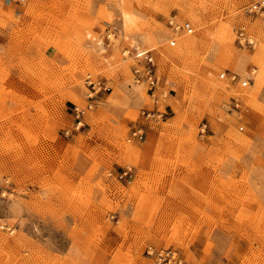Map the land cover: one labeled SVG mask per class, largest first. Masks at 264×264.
Masks as SVG:
<instances>
[{
  "label": "rangeland",
  "instance_id": "rangeland-1",
  "mask_svg": "<svg viewBox=\"0 0 264 264\" xmlns=\"http://www.w3.org/2000/svg\"><path fill=\"white\" fill-rule=\"evenodd\" d=\"M252 1L21 0L0 41V264H157L149 248L264 264V17ZM138 52L152 55L156 99L135 79ZM91 81L109 90L75 130Z\"/></svg>",
  "mask_w": 264,
  "mask_h": 264
},
{
  "label": "built area",
  "instance_id": "built-area-1",
  "mask_svg": "<svg viewBox=\"0 0 264 264\" xmlns=\"http://www.w3.org/2000/svg\"><path fill=\"white\" fill-rule=\"evenodd\" d=\"M249 14L260 15L264 17V0H253L249 6L246 8ZM170 27L173 32H184L186 34H191L193 32V27L191 23L184 22L178 24L174 21L169 22ZM238 41L241 45L247 43L251 44L247 40V35L244 31H240L238 34ZM173 42V43H172ZM175 41H171V45H174ZM141 55L142 59L137 62V67L134 68L135 79L138 83L145 84L148 88V92L153 99H156V90L159 84V80L156 76L154 62L152 61V55L149 52H143ZM138 55V54H137ZM137 57V56H136ZM138 58V57H137ZM103 90H109L101 82H89L88 92L86 94L87 104L85 107L75 105L73 107L74 115V129L80 130L84 127V117L88 110L94 107L96 99ZM155 115L154 112H147V118ZM69 134V133H67ZM145 131L143 127L137 128L130 134V139H143ZM132 170L127 168L124 170L122 177L131 178ZM147 254L155 259L157 264H187L179 253L174 249H158L149 248Z\"/></svg>",
  "mask_w": 264,
  "mask_h": 264
},
{
  "label": "crops",
  "instance_id": "crops-1",
  "mask_svg": "<svg viewBox=\"0 0 264 264\" xmlns=\"http://www.w3.org/2000/svg\"><path fill=\"white\" fill-rule=\"evenodd\" d=\"M22 3L21 0H0V41L3 40L4 35L9 33V27L12 24L8 14H14L16 18L22 15Z\"/></svg>",
  "mask_w": 264,
  "mask_h": 264
},
{
  "label": "bare ground",
  "instance_id": "bare-ground-1",
  "mask_svg": "<svg viewBox=\"0 0 264 264\" xmlns=\"http://www.w3.org/2000/svg\"><path fill=\"white\" fill-rule=\"evenodd\" d=\"M125 21H126V23H130V21H131V17H130L128 14L125 15ZM137 54H138V55H137ZM142 54H144V53H142V52H138V53H136V56H137L138 58H139V57L142 58V57H141ZM136 56H135V57H136ZM152 61H153V59H152Z\"/></svg>",
  "mask_w": 264,
  "mask_h": 264
}]
</instances>
